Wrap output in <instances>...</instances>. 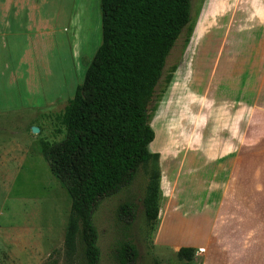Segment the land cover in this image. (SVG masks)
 Segmentation results:
<instances>
[{
    "label": "rangeland",
    "instance_id": "1",
    "mask_svg": "<svg viewBox=\"0 0 264 264\" xmlns=\"http://www.w3.org/2000/svg\"><path fill=\"white\" fill-rule=\"evenodd\" d=\"M13 1L17 17L9 18L13 23L6 31L3 24L0 28V264H42L47 260H54L55 264H82L78 241L72 253L66 251L64 237L70 198L49 170L40 140L61 139L56 116L72 97L75 86L82 82L101 42L100 0ZM244 1L248 2L244 8L246 15L240 8L238 18L236 0H190L189 22L169 51L147 104L154 134L147 144L150 157L139 167L131 183L103 198L92 213L98 233V264H119L117 254L125 243L134 245L137 251L134 264L202 263L194 248L189 260L180 257L178 246L174 247L171 241L180 236L171 237L165 226L173 197L178 195L181 203L178 207L184 209L192 204L191 194L204 191L201 171H197L200 157L191 161L197 169L185 179V140L182 144L175 135L181 134V123L190 122L196 114L191 105L198 103L201 99L198 92L203 94L206 87L191 88L187 65L198 36L202 37L200 41L208 36L206 43L210 40L211 45L205 56L212 57L215 63L220 53H234L238 40L242 50L253 48L250 39L243 35L255 34L258 26V48L264 49V6H261L264 0ZM37 3L41 4L36 13L39 20L32 22L29 12ZM46 6L51 10L48 15L42 12ZM245 21L249 22L246 30L242 36L237 35L238 26L244 28ZM205 81L203 77L202 82ZM216 104L219 112L221 104ZM33 127L38 131H33ZM176 142L181 143L179 148ZM180 162L182 172L177 174ZM145 197L151 198L155 218L146 214ZM248 203L251 205L253 199ZM123 204L134 205L132 216L120 211ZM241 213L246 218V211ZM261 214L251 216V221L257 220V230L249 247L245 240L244 248H237L236 236L234 240L228 239V224L220 225L228 247L240 250L238 256L229 257V264H264V233L261 234L264 214ZM174 228L181 233L179 227ZM199 248L202 252L198 248L196 252H206L205 247Z\"/></svg>",
    "mask_w": 264,
    "mask_h": 264
},
{
    "label": "trees",
    "instance_id": "2",
    "mask_svg": "<svg viewBox=\"0 0 264 264\" xmlns=\"http://www.w3.org/2000/svg\"><path fill=\"white\" fill-rule=\"evenodd\" d=\"M101 42L81 83L56 116L61 139L40 140L49 170L70 198L65 230L67 253L81 247L82 264H98L97 229L92 213L99 202L127 186L150 157L154 134L147 104L165 59L189 22L190 0H100ZM146 214L155 218L151 198ZM134 205L120 211L132 216ZM193 249L182 247L189 260ZM137 251L125 243L119 264H134ZM42 264H55L47 260Z\"/></svg>",
    "mask_w": 264,
    "mask_h": 264
},
{
    "label": "crops",
    "instance_id": "3",
    "mask_svg": "<svg viewBox=\"0 0 264 264\" xmlns=\"http://www.w3.org/2000/svg\"><path fill=\"white\" fill-rule=\"evenodd\" d=\"M14 2L0 0V28L3 24L5 31L13 23L9 18L18 13ZM35 5L34 10L29 12L32 22L39 20L36 13L37 8L41 9V4ZM247 5L248 2L236 0L237 17L240 8L246 15L244 8ZM42 12L48 15L51 10L46 6ZM252 19L250 16V22ZM209 22L208 19L206 26ZM247 23L245 21L244 28L238 26L237 35L242 36ZM254 23L257 24V20ZM259 30L258 26L255 34L249 37L248 34L243 35L245 39H250L253 48L242 50L241 41L238 40L235 52H229L233 56L220 53L216 63L212 57L205 56L211 45L210 40L206 43L208 36L202 41V37L198 36L187 63L191 88L194 85L195 88L206 87L203 94L198 92L201 94L198 103L191 105L196 114H193L190 122L181 123L182 135L176 133L175 136L182 144L185 140V179L197 169L191 161L194 157H200L201 164L197 171H201L204 191L191 194L192 204L184 209L178 207L181 205L178 195L172 196L165 226L169 228L171 237L180 236L171 240L174 247L194 248L195 255L202 258L201 264H229V257L240 254V250L236 252L228 247L220 225L228 224V239L234 240L236 236L237 248H244L242 244L245 240L249 247L254 239L252 235L257 230V220L251 221V216L254 213L264 214V49L258 48ZM243 55L246 56L245 62H242ZM203 77L206 78L205 82H202ZM195 88L192 90L195 91ZM216 102L221 104L219 112L215 109ZM179 144L176 142L177 148ZM178 164L176 172L180 174L183 165L181 162V166ZM251 199L253 203L249 205ZM241 211H246V218ZM175 226L179 227L181 233ZM251 228L253 232H250ZM263 233L264 228H261ZM199 247H205L206 252H196Z\"/></svg>",
    "mask_w": 264,
    "mask_h": 264
},
{
    "label": "water",
    "instance_id": "4",
    "mask_svg": "<svg viewBox=\"0 0 264 264\" xmlns=\"http://www.w3.org/2000/svg\"><path fill=\"white\" fill-rule=\"evenodd\" d=\"M32 130L33 131H38V128L37 127H33Z\"/></svg>",
    "mask_w": 264,
    "mask_h": 264
},
{
    "label": "built area",
    "instance_id": "5",
    "mask_svg": "<svg viewBox=\"0 0 264 264\" xmlns=\"http://www.w3.org/2000/svg\"><path fill=\"white\" fill-rule=\"evenodd\" d=\"M200 249H201V248H198L199 252H202Z\"/></svg>",
    "mask_w": 264,
    "mask_h": 264
}]
</instances>
